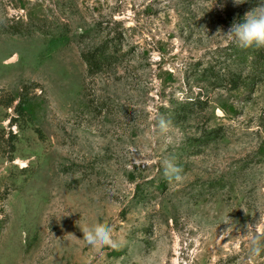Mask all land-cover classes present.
Instances as JSON below:
<instances>
[{"label": "rangeland", "instance_id": "rangeland-1", "mask_svg": "<svg viewBox=\"0 0 264 264\" xmlns=\"http://www.w3.org/2000/svg\"><path fill=\"white\" fill-rule=\"evenodd\" d=\"M261 6L0 0V96L32 88L24 117L0 107L17 138L0 264H264V48L226 35ZM232 73L235 89L215 78ZM97 221L118 249L83 240Z\"/></svg>", "mask_w": 264, "mask_h": 264}, {"label": "clouds", "instance_id": "clouds-1", "mask_svg": "<svg viewBox=\"0 0 264 264\" xmlns=\"http://www.w3.org/2000/svg\"><path fill=\"white\" fill-rule=\"evenodd\" d=\"M242 4L245 0H233ZM226 35L241 48H264V6L245 13L242 22H233ZM179 179V177H177ZM83 240L92 247H107L116 250L120 247L114 239L113 227L106 222H94L80 228ZM259 248L255 249L258 254Z\"/></svg>", "mask_w": 264, "mask_h": 264}, {"label": "trees", "instance_id": "trees-1", "mask_svg": "<svg viewBox=\"0 0 264 264\" xmlns=\"http://www.w3.org/2000/svg\"><path fill=\"white\" fill-rule=\"evenodd\" d=\"M114 48L113 45L109 44L107 41L100 43L98 46L93 49L83 51L80 57L83 59L87 72H92L104 64L105 60L108 59L110 51ZM263 58V55L260 56ZM256 59V58H255ZM218 81H225L226 85H229L231 89H235L239 87V85L243 84V79H240L239 75L230 74L225 75L224 78L219 76L215 77ZM32 88L30 86L23 85L18 93L16 94H6L0 96V107L11 109L16 115L21 118L24 117L26 111H31V101L29 99L30 90ZM192 102L189 105L194 104ZM13 122H15L16 117H12ZM16 136L14 133L8 131L7 134L4 133V130H0V146H4L9 155L8 159H11L12 153L15 151V143ZM264 235V233H263Z\"/></svg>", "mask_w": 264, "mask_h": 264}]
</instances>
